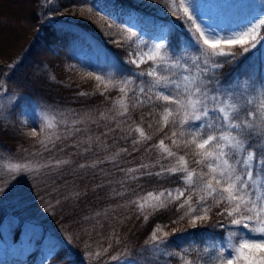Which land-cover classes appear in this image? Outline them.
Instances as JSON below:
<instances>
[{"label":"snow or ice","instance_id":"1","mask_svg":"<svg viewBox=\"0 0 264 264\" xmlns=\"http://www.w3.org/2000/svg\"><path fill=\"white\" fill-rule=\"evenodd\" d=\"M160 2L181 20L188 33L179 50L172 49L170 39L176 25L162 26L150 44L140 41L135 32L121 30L120 38L113 42L129 46L127 63L134 69H126L119 78L83 73L82 79L95 81V91L78 93L80 96L98 93L111 106L103 111L89 109L82 113L55 106L42 109L38 125L30 127V135L39 146L31 154L34 159L0 158V167L10 180L22 173L34 174V180L53 178L69 168L81 179L89 175L94 180L100 178L93 191L108 188V198L117 202L82 218L93 222L91 229L88 223L80 224L89 235L97 227H104L103 220H116L117 209L130 208L145 224L159 213L174 210L176 218L171 220L172 224L185 220L192 228L211 224L224 233L223 239L189 232L172 240L170 235L175 234V229L170 233L166 231L167 224L157 223L142 248L133 253L110 225L107 245L100 246L97 242L94 251L86 252L90 260L106 258L102 264H172L174 258L178 264H264V78L221 79L225 65L236 63L264 40V10L221 34L202 22L194 0ZM259 5L264 9V0ZM236 45L240 46V52L231 50ZM13 67L14 64H9L0 77V131L8 130L10 121L6 116H10L21 99L8 92L7 78ZM70 70L78 72L74 66ZM113 91L116 97L106 95ZM135 113H139L138 120L133 116ZM21 116L24 117L21 125L28 127L27 113L22 112ZM90 125L105 130L99 135L77 138L89 132ZM150 130L155 135L162 134L155 143H149L153 140ZM120 141L130 142L131 151L128 146L114 148ZM66 148L74 151L57 157L56 152L64 153ZM141 151L148 155L141 156L140 163L121 167L125 162L122 158ZM44 153L51 155L45 157ZM73 157H82L83 161ZM105 164L123 173L122 177L107 179L115 173L101 167ZM153 177L157 182L175 186L161 185L144 191L140 182ZM113 184L119 188L110 187ZM5 192L6 186H0V197ZM130 193L131 198L125 199ZM86 194L76 190L64 196L63 201L57 199L56 204L79 201ZM130 218L125 216L118 222L122 224ZM197 235L208 237L203 247L195 243ZM184 240L192 242L177 247V241ZM84 248L90 249L92 244L86 240ZM58 251L57 245L49 248L45 261Z\"/></svg>","mask_w":264,"mask_h":264},{"label":"trees","instance_id":"2","mask_svg":"<svg viewBox=\"0 0 264 264\" xmlns=\"http://www.w3.org/2000/svg\"><path fill=\"white\" fill-rule=\"evenodd\" d=\"M3 1L11 4L14 0ZM52 1L53 4L47 5V0H29L26 17L14 19L6 16L2 19L6 21L8 18L12 21L11 29L19 34V43L9 54H4L0 50V77H3V73L8 70L9 64H14L7 78V88L9 94L21 98L17 106L12 109L10 116H6L10 121L8 130L0 131V158L4 161L34 159L31 154L38 151L39 146L30 135V127L38 125L39 112L42 109L55 106L60 109H75L82 113L89 109L94 112L103 111L111 106L110 102L105 101L98 93L91 96H80L78 93L95 91V81L82 79L83 73L92 72L119 78L126 69H134L133 65L127 63L129 46L127 44L118 46L113 42L120 38L121 30L135 32L138 37L140 31H143V42L150 43L151 38L162 26L176 25L170 37L174 51H178L179 46L188 39V33L184 30L181 20L173 17L160 0ZM70 7L91 8L94 15L82 14L76 20L53 16L57 11ZM132 13H136L141 22L140 31H134L128 25L126 16ZM231 50L240 52L241 48L236 45ZM80 53L86 56L87 67L79 64ZM73 66L78 72L70 70ZM50 76H54L55 79H50ZM236 76H239L241 81L264 78V40L236 63L227 64L221 70L223 80ZM106 95L116 97L117 93L113 91ZM23 104L29 121L28 127L21 125L18 117ZM31 116L34 121H30ZM133 116L139 119V113ZM89 127L91 129L89 132L79 134L77 138L93 133L99 135L105 130L103 127L97 128L96 125ZM153 132L154 130L149 131V134L153 135V140L149 143H155L162 136ZM108 143H112L111 139H108ZM120 146H128L131 151L130 142L120 141L114 148ZM72 151L74 149L66 148L64 153L56 152V155L64 157ZM50 155L44 153L45 157ZM147 155L141 151L134 153L133 157L122 158L125 162L121 167L135 166L141 162V156L146 158ZM73 159L78 162L83 161L82 157H73ZM128 160L132 163H127ZM101 167L115 173L113 177L107 179L118 180L123 175L110 164ZM33 175L22 173L15 180H10L9 174L0 167V186H6L5 194L0 197V264H102V260L106 258H102L101 261L90 260L86 258V252L94 251L98 246L97 242H100V246H106L108 233L112 227L119 232L121 239L133 253L142 248L157 223L167 224L166 231L170 233L175 229V234L170 235L172 240L189 232L207 233L213 239L224 237L223 231L213 228L211 224H198L196 228H192L186 220L172 224L171 220L176 218L174 210L159 213L145 224L142 218H136L135 211L131 208L127 211L117 209L114 213L116 220L111 218L103 220L104 227H97L89 235L83 232L80 224L88 223L91 229L93 222H85L82 218L117 202L108 198V188L93 191L100 178L94 180L89 175L88 178L81 179L78 174L72 172L71 168L53 178L34 180ZM140 183L143 184L144 191H150L161 185L175 186L163 181L157 182L154 177ZM112 186L119 188L116 184L110 187ZM76 190L87 194L82 195L79 201L56 204L57 199L63 201L64 196ZM131 196L130 193L125 199ZM125 216L131 218L124 220L122 224L119 223L118 221ZM207 239L208 237L197 235L195 243L203 247V242ZM86 240L92 244V248H84ZM191 242V240L177 241V247L181 244L188 246ZM53 245H57L59 251L50 260L45 261V255ZM172 264L178 262L173 258Z\"/></svg>","mask_w":264,"mask_h":264},{"label":"rangeland","instance_id":"3","mask_svg":"<svg viewBox=\"0 0 264 264\" xmlns=\"http://www.w3.org/2000/svg\"><path fill=\"white\" fill-rule=\"evenodd\" d=\"M29 0H14L11 4L6 1H0V50L4 54H9L14 50L19 43V34L13 31V24L11 20H2L4 17L19 18L26 17L28 14ZM137 2L140 0H136ZM195 11L205 24L217 28L224 34L225 30L236 28L246 23L253 15L258 14L261 9L260 0H194ZM53 4L52 0H47V5ZM82 14L89 16L94 15L85 8L70 7L62 11H57L53 14L55 17L76 20ZM161 15V13H158ZM128 25L134 31H140L141 22L137 18L136 13L126 16ZM10 26V28H9ZM159 33V32H158ZM158 33L151 38L150 43L157 37ZM144 32L140 31L139 40L144 41ZM149 43V44H150ZM78 62L82 66L87 67L88 61L85 55L80 53L78 55ZM26 113L25 105H21L18 117L23 119L21 113ZM30 121H34L31 116Z\"/></svg>","mask_w":264,"mask_h":264}]
</instances>
